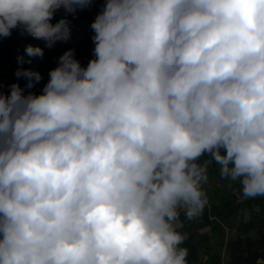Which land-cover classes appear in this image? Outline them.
Segmentation results:
<instances>
[{
	"label": "clouds",
	"instance_id": "clouds-1",
	"mask_svg": "<svg viewBox=\"0 0 264 264\" xmlns=\"http://www.w3.org/2000/svg\"><path fill=\"white\" fill-rule=\"evenodd\" d=\"M91 2L0 0V37L52 47ZM91 27L86 67L0 91V264H188L210 164L264 197V0H104Z\"/></svg>",
	"mask_w": 264,
	"mask_h": 264
},
{
	"label": "trees",
	"instance_id": "trees-1",
	"mask_svg": "<svg viewBox=\"0 0 264 264\" xmlns=\"http://www.w3.org/2000/svg\"><path fill=\"white\" fill-rule=\"evenodd\" d=\"M103 7L104 0H92L86 7L77 8L75 13H66L63 8L57 10L50 23L55 25L61 19H65L70 29V36L66 41H56L52 47H47L46 41L28 34L23 25L12 29L10 36L0 37V91L8 94L10 85L13 83H19L21 87H24L27 80L15 75L19 68L40 72L43 78L35 87L42 91L50 78V70L58 66L59 57L65 51L73 49L74 54H79L94 48L95 33L91 24ZM28 45L43 48V58L29 57L25 51ZM20 57H23V63L20 62ZM208 159H211L210 156L205 155L201 158V162ZM216 166L215 162L210 164L208 174L212 173ZM249 200L250 198L247 201ZM227 203L232 209L236 208L235 202L228 200ZM227 251V264H262L264 261V223L255 226L252 235L238 234L230 239L227 243Z\"/></svg>",
	"mask_w": 264,
	"mask_h": 264
},
{
	"label": "crops",
	"instance_id": "crops-1",
	"mask_svg": "<svg viewBox=\"0 0 264 264\" xmlns=\"http://www.w3.org/2000/svg\"><path fill=\"white\" fill-rule=\"evenodd\" d=\"M217 166L208 174L206 188H203L208 202L202 214L188 220L181 210L177 222L178 230L187 235L182 247L188 249V264H227L228 241L238 234L252 235L254 227L264 223V197L250 198L241 204L235 201L236 208L232 209L227 203L229 199L219 190V180L212 184L213 175L219 176ZM223 181L220 179V183ZM237 187L231 190L235 197L241 190Z\"/></svg>",
	"mask_w": 264,
	"mask_h": 264
},
{
	"label": "rangeland",
	"instance_id": "rangeland-1",
	"mask_svg": "<svg viewBox=\"0 0 264 264\" xmlns=\"http://www.w3.org/2000/svg\"><path fill=\"white\" fill-rule=\"evenodd\" d=\"M93 49L94 48H90L87 49L85 51H83L82 53L79 54H74V57L81 63V66L86 67L89 60L93 58L94 53H93ZM28 91H32L35 92L37 94H39L41 92V90L38 87H34L33 89H30ZM217 170H218V174L219 176L213 175V185L216 184L217 181L215 180H219V182L217 183L218 185L220 184V192L224 193V195L231 201L235 202L237 200V197L242 196V191L239 190V195L237 197H235L234 194L231 193L232 187H237L239 186V188H241L239 181H231L228 178H222L220 175V171H219V165L217 166ZM219 178V179H218ZM220 179H223L224 181L222 183H220ZM217 187V186H215ZM203 188H206V184L203 185ZM238 188V187H237ZM238 188V189H239ZM237 203V202H236ZM238 204V203H237Z\"/></svg>",
	"mask_w": 264,
	"mask_h": 264
},
{
	"label": "built area",
	"instance_id": "built-area-1",
	"mask_svg": "<svg viewBox=\"0 0 264 264\" xmlns=\"http://www.w3.org/2000/svg\"><path fill=\"white\" fill-rule=\"evenodd\" d=\"M248 199H249V198H243L242 196H240V197H237L236 202H237L238 204H241V203H243V202H246Z\"/></svg>",
	"mask_w": 264,
	"mask_h": 264
}]
</instances>
